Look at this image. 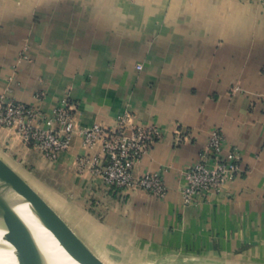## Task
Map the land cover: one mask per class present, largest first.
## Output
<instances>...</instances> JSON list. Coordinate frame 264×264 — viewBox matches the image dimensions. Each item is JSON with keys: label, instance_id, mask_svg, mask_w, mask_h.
<instances>
[{"label": "crops", "instance_id": "1", "mask_svg": "<svg viewBox=\"0 0 264 264\" xmlns=\"http://www.w3.org/2000/svg\"><path fill=\"white\" fill-rule=\"evenodd\" d=\"M0 94L46 110L68 97L76 129L113 128L124 111L159 127L133 172H162L163 198L79 174L75 157L100 145L76 132L49 161L0 126V158L104 264H264V3L0 0ZM213 130L238 169L183 204L184 172L214 161Z\"/></svg>", "mask_w": 264, "mask_h": 264}, {"label": "built area", "instance_id": "2", "mask_svg": "<svg viewBox=\"0 0 264 264\" xmlns=\"http://www.w3.org/2000/svg\"><path fill=\"white\" fill-rule=\"evenodd\" d=\"M24 57V56H23ZM137 65V69H141ZM234 91L239 90L235 86ZM43 92L35 97L42 99ZM0 126L13 128L28 145L41 151L49 161H55L67 151L72 134L80 135L82 145L92 148L99 144L96 153H81L75 157L79 174L99 177L109 187L131 189L140 187L156 198H163L167 186L160 171L134 175V167L143 155L161 136L159 127L152 122L137 123L128 111L117 118L111 128L99 123L75 128L73 106L68 97H62L51 110L38 104L25 103L0 94ZM221 132L213 130L207 141V148L214 155V161H197L184 172V184L180 188L183 204H192L207 192L219 193L231 180L240 159L238 148H223ZM262 196L264 198V186Z\"/></svg>", "mask_w": 264, "mask_h": 264}, {"label": "water", "instance_id": "3", "mask_svg": "<svg viewBox=\"0 0 264 264\" xmlns=\"http://www.w3.org/2000/svg\"><path fill=\"white\" fill-rule=\"evenodd\" d=\"M18 197H21L49 224L54 235L71 253L78 256V264H104L73 233L59 215L43 200V198L4 160L0 158V212L27 241L35 255L44 264H61L45 247L42 236L16 212Z\"/></svg>", "mask_w": 264, "mask_h": 264}, {"label": "bare ground", "instance_id": "4", "mask_svg": "<svg viewBox=\"0 0 264 264\" xmlns=\"http://www.w3.org/2000/svg\"><path fill=\"white\" fill-rule=\"evenodd\" d=\"M17 215L30 224L41 236L45 247L61 264H78V256L71 253L50 229L49 224L29 201L18 197ZM0 264H44L27 241L0 212Z\"/></svg>", "mask_w": 264, "mask_h": 264}, {"label": "rangeland", "instance_id": "5", "mask_svg": "<svg viewBox=\"0 0 264 264\" xmlns=\"http://www.w3.org/2000/svg\"><path fill=\"white\" fill-rule=\"evenodd\" d=\"M254 1H256V2H258V3H261V4L264 3V0H254ZM27 50H28V41L26 40V41L22 44L20 50L18 51V59H20V58H22L23 56H25Z\"/></svg>", "mask_w": 264, "mask_h": 264}]
</instances>
